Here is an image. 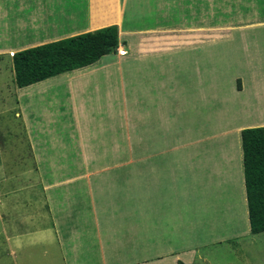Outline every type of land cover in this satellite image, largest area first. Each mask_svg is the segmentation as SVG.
<instances>
[{"label": "crops", "instance_id": "1", "mask_svg": "<svg viewBox=\"0 0 264 264\" xmlns=\"http://www.w3.org/2000/svg\"><path fill=\"white\" fill-rule=\"evenodd\" d=\"M223 1L0 0V56L13 57L26 48L113 24L119 26L120 39L115 51L93 64L15 88L13 120L21 122L37 168L45 171L47 182L42 184L50 209L46 195L36 197L33 192L23 200L8 197L12 193L2 196L0 264H37L29 252L19 255L26 244L29 249L42 243L46 244L42 264H211L201 249L239 235L237 211L228 214L227 205L225 216L215 217L211 204L223 199L225 192L226 200L233 199L236 190L239 199L247 202L241 134L245 128L264 126L263 77L256 91L241 79L242 88L237 85L238 92L232 95L242 98L236 109L240 122L233 126L228 120L224 134L232 143L226 162L238 168L235 188L227 180V169L221 167L217 173L214 168L215 178L208 174L213 186L207 189L206 177L204 182L199 178L202 167L190 162L185 145L167 144L180 123L188 134L194 129L190 118L196 116L186 112L190 105L199 102L215 111L214 106L222 103L213 85L189 90L187 81L193 75L183 66L186 63L175 61L176 54L184 58L187 54L176 51L172 43L205 41L209 34L222 36L223 27L264 23V0H250L255 23L244 19L229 25L223 21ZM107 3L111 8L106 9ZM86 6L110 9L111 14L94 19L97 12L79 13ZM129 10L134 15L127 19ZM137 16H144L148 26L139 27ZM129 52L134 53V119L140 138L134 152L150 156L135 163L134 177L106 173L102 179H90L79 170L127 166L119 162L123 157L119 155L128 153L123 132L128 119ZM144 139L149 144H143ZM68 154L78 155V161H65L62 156ZM48 170L56 171L53 177L47 176ZM17 190L23 191L13 192ZM9 199L24 202L27 216L17 217L15 208L11 211L5 204ZM242 213L249 221V210ZM31 238L41 243H31Z\"/></svg>", "mask_w": 264, "mask_h": 264}, {"label": "rangeland", "instance_id": "2", "mask_svg": "<svg viewBox=\"0 0 264 264\" xmlns=\"http://www.w3.org/2000/svg\"><path fill=\"white\" fill-rule=\"evenodd\" d=\"M243 4H246V9ZM243 4L242 2H238V0L223 1L224 24L229 25L231 22H244V19H246V22H256L255 16L257 15L252 6L254 2L244 0ZM107 8H111L108 3L106 5V9ZM246 10L248 11V16ZM86 11L91 16L93 12H97V15H93L94 19L99 15L103 16L111 14L110 9L107 11L105 9L96 11L94 10V7L89 8L88 6L84 7L79 13ZM133 15L134 12L129 10L127 11L126 17L129 19V17ZM145 22L144 16H141V18L140 16H137V24H140L139 27H147L148 25ZM127 24H129L128 20ZM257 25H247L248 27H223L222 36H214L213 34L210 35L208 33L209 35L204 37L205 41H202L203 39H201L200 41L194 43L191 42L189 44L186 42H181V44L175 42L172 43L176 51L187 54L185 55L187 58L176 54L175 61L186 63L183 66L188 69V73L193 75V79L187 81V84L189 83L187 85L189 90L195 89V86L201 88V86L213 85L216 89H211L220 91L222 99L220 100L223 103L216 104L214 107L218 110L215 111L199 102L196 105H190L186 112H190L192 115L196 116L195 119L190 118L194 129L188 134V132H184V128L180 123L176 134H169L170 137L167 140V144L169 145H185L184 152L187 157H191L190 162L192 161V164L198 163L199 167H202L199 171H203L204 173L199 172V178L200 181L202 180L204 182L206 177V181L208 182L207 189H210L213 186L212 183H209L211 178L210 175L214 178L217 176V174L214 173V168H218L216 170L217 173L221 167L227 169L226 176L228 182L231 184L230 187H236L234 180L237 177L238 168H230V164L226 162V159L231 155V151L229 152V149L227 148L232 149V143L229 141L230 138L228 139L224 136L226 130L225 124H227L228 120H231L233 126L240 122L236 109L240 107L242 98L232 96L233 92H238L237 85L239 86V89H241L243 82H245L252 85L256 91L260 87V79H262V77L264 79V41L262 39L264 38V23ZM128 26L131 25L129 24ZM193 30L195 29H192V31ZM207 31H209V29H207ZM212 31L214 33V29ZM129 54H131L129 55L131 58L130 63L128 64V74L131 77L128 78L130 79V82H128L127 90L128 119L125 124L126 131L123 132L126 135L123 140L128 147V153L126 155H119L121 157L123 156L119 162L122 161L127 166L125 168L123 167L122 170L115 168L105 170H79V173H83L84 177L90 179H102L105 177L106 173H109L110 176L114 178H119L121 174L122 177H134L135 163L140 162L139 158L141 157L145 160L146 157L150 156L149 154H136L134 152V146H139L138 141L140 138L137 136L139 132L136 131V122L134 119V53L129 52ZM10 57H12L11 54L0 56V199H2V196H7L9 193H12V195L8 197L15 200H23V198L28 197L27 194L34 192L36 197L39 195L44 197L46 195V200L48 201L46 203L47 209H50V202L47 194L48 191L45 184H42V182H47L44 178L45 171L37 168V161L33 158V153L30 152L31 146L28 143V137H26V134L24 133L21 122L18 120L15 122V120H13V114L16 109V105L14 104L18 97L15 88L18 86L15 83L13 61ZM203 67H207L209 71H202L201 69ZM261 73L263 74L261 75ZM241 79H243V82ZM234 113H236L235 118L231 117ZM183 120L184 118L179 121ZM153 124L157 125L156 121ZM179 137H184L180 139L181 143ZM145 140L148 139H144L143 144H149ZM191 142H193V144ZM163 145L165 144L158 146ZM62 157L65 161L71 162L76 161L79 156L68 154L63 155ZM112 157L116 158V155H113ZM218 161L221 162L219 163ZM233 161L235 163V160ZM210 165H213V168L209 167ZM193 170L196 171L194 167L192 171ZM54 173H56V171L48 170L47 176L53 177ZM19 188L23 189V191L17 190L13 192ZM203 189L204 186H201L199 191L201 192ZM233 193V191L230 192V194ZM213 195L217 196L215 188ZM225 197L226 192L223 199H218L211 204L216 211L215 217L217 215L218 217L222 215L225 216L224 210H226V206L228 205V214H233L234 216L236 211L238 213L237 230L239 229L240 233L238 232V236L230 239L231 241L209 244L208 247L202 248L200 252L208 257L211 264H264V232L253 234L250 231L247 215L242 213V210L244 209L248 212L247 202L244 204L239 199L237 190L233 199L226 200ZM15 200H6V206H8L9 209L11 208V211L15 208V211H17L16 215H18L17 217L22 218L27 216L29 208L26 207L24 202L20 201L18 203L17 201L15 202ZM231 203L232 206H229ZM208 209L209 208L206 205V213L210 214L211 211ZM195 210L196 208L193 211ZM30 211L33 212L32 209H30ZM198 211L201 212L200 207L198 208ZM26 226L27 225L25 224V227ZM2 228V221L0 220V231ZM24 240V242H28L27 237L24 238ZM30 242L41 243L35 238H31ZM45 245L46 244L42 243L28 249L29 246L26 244L24 247L25 250L21 252L19 256L24 257L26 256V253L29 252V258H36L37 264H42V260L45 259ZM50 246L55 247V244H50Z\"/></svg>", "mask_w": 264, "mask_h": 264}, {"label": "trees", "instance_id": "3", "mask_svg": "<svg viewBox=\"0 0 264 264\" xmlns=\"http://www.w3.org/2000/svg\"><path fill=\"white\" fill-rule=\"evenodd\" d=\"M119 43V26L113 24L17 51L12 57L15 83L25 87L88 66ZM241 138L250 228L259 234L264 232V126L243 129Z\"/></svg>", "mask_w": 264, "mask_h": 264}]
</instances>
